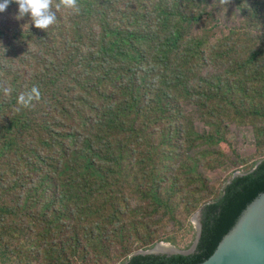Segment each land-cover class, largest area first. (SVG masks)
Instances as JSON below:
<instances>
[{"label": "trees", "instance_id": "obj_1", "mask_svg": "<svg viewBox=\"0 0 264 264\" xmlns=\"http://www.w3.org/2000/svg\"><path fill=\"white\" fill-rule=\"evenodd\" d=\"M78 4V14L56 11L46 31L16 19V3L0 13V85L11 89L0 90V264H204L264 192L263 159L245 176L229 173L204 205L213 194L202 196L212 180L201 153L213 167L228 118L260 121L253 138L264 150V36L217 32L219 0ZM209 64L217 68L204 72ZM33 86L41 100L16 112ZM188 102L198 110L188 113ZM197 113L208 130L197 131ZM185 156L181 170L197 186L186 215L202 211L197 250L135 256L178 247L162 231L178 210Z\"/></svg>", "mask_w": 264, "mask_h": 264}, {"label": "rangeland", "instance_id": "obj_2", "mask_svg": "<svg viewBox=\"0 0 264 264\" xmlns=\"http://www.w3.org/2000/svg\"><path fill=\"white\" fill-rule=\"evenodd\" d=\"M258 13L252 12L247 9L244 0H240L236 3L235 0H230V4L221 7L216 15L215 21L211 24H217L219 30L227 32L230 28H237L241 30L244 39L253 40L258 36H264V0H255ZM64 18H68L66 13H61ZM196 27V29H198ZM66 35V34H64ZM1 58V57H0ZM264 63V60H263ZM217 67L214 65H208L204 67V72L210 73ZM185 109L188 113L198 110L199 104L193 102L185 103ZM189 122V120H187ZM193 122L198 132L208 130V120L204 118V113H197L193 117ZM230 126V131L227 134V142L220 144L217 148L220 151V156L213 163V167L207 166V159L205 151L203 153V165L202 171L204 176L211 177L209 180L205 179L202 196H206L208 193H212L213 196H209L203 204L211 203L215 200L216 195L221 196L225 186L227 185L226 177L231 172H249L253 169L255 164L264 159V150L255 146L253 138V128L257 129L260 126V121H255L254 124H243L241 121H234L232 118L226 120ZM204 146V144L202 145ZM196 152L188 153V156H194ZM187 156L183 161L176 166L178 169L175 171V175L178 177L177 193L175 195V202L178 205L174 220L169 223L162 231L166 238H170L176 241L178 247L171 244L162 243L182 251L190 250L197 237V231L195 223H193L194 214L192 217L186 215V208L188 201L192 198V194L195 192L197 186L189 181V177L181 170L182 165L187 162ZM230 181V180H229ZM134 186L126 187V198L129 199L134 190ZM163 249V248H162ZM142 252V251H140Z\"/></svg>", "mask_w": 264, "mask_h": 264}, {"label": "water", "instance_id": "obj_3", "mask_svg": "<svg viewBox=\"0 0 264 264\" xmlns=\"http://www.w3.org/2000/svg\"><path fill=\"white\" fill-rule=\"evenodd\" d=\"M260 163L261 161L255 167ZM250 172H236L232 179L245 176ZM230 183L231 180L227 184ZM201 212L200 210L193 220V223L196 224L197 237L190 250L182 251L171 246L169 253L160 254L159 248L165 245L158 244L154 249L139 252L135 256H166L171 258L193 255L197 250L202 233ZM204 264H264V192L250 203L234 229L223 239L215 254Z\"/></svg>", "mask_w": 264, "mask_h": 264}, {"label": "clouds", "instance_id": "obj_4", "mask_svg": "<svg viewBox=\"0 0 264 264\" xmlns=\"http://www.w3.org/2000/svg\"><path fill=\"white\" fill-rule=\"evenodd\" d=\"M11 3H16L18 5V14L15 17L16 19H22L26 15L30 16L34 26L37 29L44 31L56 23V11L61 8L72 10L76 14L80 11L78 0H58L55 4L54 0H0V13L5 12ZM228 3H230V0H219V5L221 6H225ZM0 90L3 91L5 96L10 95L11 93V89L7 86L0 85ZM40 100L41 93L37 86H33L30 90L21 93L18 96V106L15 108V111L20 112L22 109L33 108L35 107L34 102H39Z\"/></svg>", "mask_w": 264, "mask_h": 264}, {"label": "bare ground", "instance_id": "obj_5", "mask_svg": "<svg viewBox=\"0 0 264 264\" xmlns=\"http://www.w3.org/2000/svg\"><path fill=\"white\" fill-rule=\"evenodd\" d=\"M195 226H196V224H195ZM163 245H165V244H163ZM170 247L171 246L168 247L167 245H165L163 247H160L158 251L160 252V254H167L171 251Z\"/></svg>", "mask_w": 264, "mask_h": 264}]
</instances>
